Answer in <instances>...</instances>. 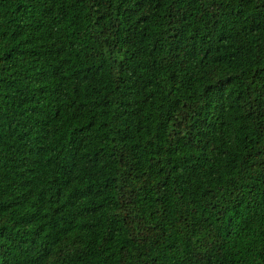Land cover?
<instances>
[{
	"label": "trees",
	"instance_id": "trees-1",
	"mask_svg": "<svg viewBox=\"0 0 264 264\" xmlns=\"http://www.w3.org/2000/svg\"><path fill=\"white\" fill-rule=\"evenodd\" d=\"M0 264H264V0H0Z\"/></svg>",
	"mask_w": 264,
	"mask_h": 264
}]
</instances>
